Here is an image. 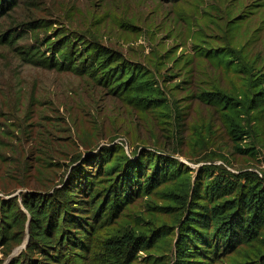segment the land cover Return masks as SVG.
<instances>
[{"label":"rangeland","instance_id":"374dc122","mask_svg":"<svg viewBox=\"0 0 264 264\" xmlns=\"http://www.w3.org/2000/svg\"><path fill=\"white\" fill-rule=\"evenodd\" d=\"M13 34L12 42L3 41ZM64 35L77 38L80 53L94 46L119 59L114 65L136 69L147 88L113 90L89 74L45 64L52 56L46 41ZM37 46L34 61L22 55ZM222 51L230 56H207ZM263 80L264 0H18L0 17V201H16L26 212L25 196H63L68 189L75 195L70 212L82 216L91 233L73 227L89 249L85 264H113L108 239L162 233L161 242L136 248L122 264H181L178 242L189 229L185 222H194L190 206L199 201L195 195H204L207 172L264 177V99L255 95ZM218 91L240 110V138L230 132L228 110L203 98ZM158 156L178 161L183 180L135 192L117 214L95 217L107 200L104 188L121 180L126 166L140 160V175L149 176L146 159ZM87 178L93 184L86 187ZM171 190L181 197L173 199ZM27 217L23 225L9 226L15 236L0 237V264H58L44 240L27 250ZM262 256L264 227L254 242L220 247L212 259L198 260L264 264Z\"/></svg>","mask_w":264,"mask_h":264},{"label":"trees","instance_id":"16d2710c","mask_svg":"<svg viewBox=\"0 0 264 264\" xmlns=\"http://www.w3.org/2000/svg\"><path fill=\"white\" fill-rule=\"evenodd\" d=\"M17 2L18 0H0V17L13 9ZM6 35L4 34L3 38ZM13 36L15 35L13 34L10 39L3 41L10 43ZM76 40L77 38L64 35L59 41H46L45 45L52 52V56L45 57V64L63 70H73L78 74H89L99 78L100 82L110 86L113 90L139 88V86L147 88L145 76L137 73L136 69L122 62L114 65V62L119 59L107 55L94 46H90L84 53H80L79 47L75 45ZM21 53L28 56V60L34 61L35 58L39 57V47L24 49ZM207 56H216L224 60L230 54L226 51L209 52ZM226 64L232 65L233 63L228 60ZM263 84L264 80L256 85L259 87L255 93L257 95L256 100L264 99ZM142 89L139 88L137 91ZM203 98L207 102L222 105L228 110L227 115L230 116V123H232L230 132L233 136L240 138L244 134L245 131L240 129V122L236 121L240 110L231 101L232 97L218 91L215 93L207 92ZM146 161L150 162V169L153 173L144 177L145 164L140 160L133 161L129 166H126L121 180L115 178L108 188H104L107 200L97 208L95 217H105V211L108 214H117L123 204H128L131 201V196L135 192L149 193L160 182L170 180L180 182L182 172L178 161L169 159L167 156L148 157ZM112 169L113 167H109L108 173ZM141 172H143L142 176L140 175ZM213 172H216V175L211 177ZM241 179H243L242 182H240ZM92 184L93 181L87 178L86 187ZM135 185H138L136 190L133 188ZM87 189L90 190V195L94 197L93 187ZM203 193L204 195L198 198H195L196 195L194 196L195 202L199 201L195 205L193 202L191 203L190 210L193 214L188 217L194 222L190 225L185 222V225L188 226L186 228L189 229L183 231L178 242L181 264H208L198 260V258L212 259L210 254H217L220 247L225 250H233L240 244L252 243L259 238L260 230L264 227L263 176L261 177L256 173H247L245 176L237 175L220 168L216 171L211 170L207 172V177L204 180ZM228 193L232 194V197L222 200ZM170 194L173 199L181 197L174 190H171ZM73 196L75 195H71L68 189L63 192V196L61 191L59 194L25 196L23 205L26 212L21 210L16 201H10L6 204L0 201V237L8 236L11 238L15 236V232L11 233L12 229L9 226L23 225L27 221V215H29L30 239L27 250L36 249V242L44 240L43 245L56 252L53 256L58 259V264H85L84 259L89 249L83 239L78 238L79 233L73 230V227L78 224L79 226H75V228H82L89 235L91 233L84 227V218L71 213L69 210V197ZM124 198L128 201L124 202ZM200 200L204 201L199 203ZM91 202L93 206L96 204V201ZM185 203L186 201H184ZM197 208L203 211H197ZM195 225H197V229L194 227ZM154 235L152 234L148 238L146 236L124 235L121 239H108V243H105V251L109 256L108 260L113 264H122L126 258H130L134 254L136 248L146 249L165 238L163 233L156 237ZM213 240L216 241L214 246ZM76 250H81V252ZM262 259L264 261V256ZM35 262V260H30L29 263L17 260L15 264H35Z\"/></svg>","mask_w":264,"mask_h":264}]
</instances>
